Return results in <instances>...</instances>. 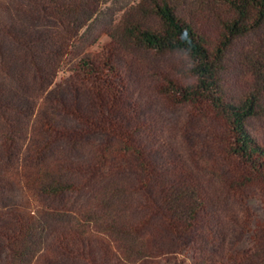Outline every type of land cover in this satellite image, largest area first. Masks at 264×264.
Returning <instances> with one entry per match:
<instances>
[{"label":"trees","instance_id":"trees-1","mask_svg":"<svg viewBox=\"0 0 264 264\" xmlns=\"http://www.w3.org/2000/svg\"><path fill=\"white\" fill-rule=\"evenodd\" d=\"M20 73L61 82L0 264H264V0H0L6 149Z\"/></svg>","mask_w":264,"mask_h":264},{"label":"rangeland","instance_id":"rangeland-1","mask_svg":"<svg viewBox=\"0 0 264 264\" xmlns=\"http://www.w3.org/2000/svg\"><path fill=\"white\" fill-rule=\"evenodd\" d=\"M27 73V72H26ZM58 78L48 77L43 82V85L38 83L33 84L28 80V75L20 73L14 84H10V95L13 99L21 104L25 105L22 111H20V119L23 121L24 131L21 138L14 143L9 149L3 147L0 144V171L3 174L4 185L6 188L2 190V201H0V210L9 208L19 204L22 200L19 187L16 184L14 176L20 174L24 163L26 162L28 151L31 145V139L33 134L31 127L33 122L39 115L46 112L52 113V93L57 90V86L60 84ZM23 88V89H22ZM34 120V121H33ZM60 154L61 151L53 149L52 153L47 154L48 157L52 154ZM230 241L237 237L234 228H229ZM186 264H192L190 261Z\"/></svg>","mask_w":264,"mask_h":264}]
</instances>
